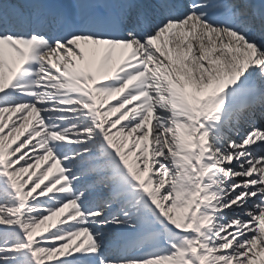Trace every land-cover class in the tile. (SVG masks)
<instances>
[{
  "label": "snow or ice",
  "instance_id": "1",
  "mask_svg": "<svg viewBox=\"0 0 264 264\" xmlns=\"http://www.w3.org/2000/svg\"><path fill=\"white\" fill-rule=\"evenodd\" d=\"M0 264H264V0H0Z\"/></svg>",
  "mask_w": 264,
  "mask_h": 264
}]
</instances>
